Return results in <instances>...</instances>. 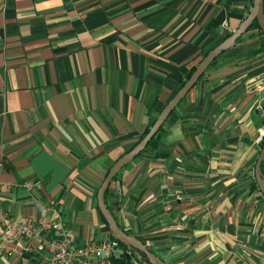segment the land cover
<instances>
[{
    "label": "crops",
    "instance_id": "0c3cea01",
    "mask_svg": "<svg viewBox=\"0 0 264 264\" xmlns=\"http://www.w3.org/2000/svg\"><path fill=\"white\" fill-rule=\"evenodd\" d=\"M252 7L0 0V222L58 217L79 246L110 239L97 204L108 172ZM263 105L264 38L253 30L111 183L118 224L166 264H264V198L253 187ZM59 236L16 243L21 254L0 253V264H47L43 240Z\"/></svg>",
    "mask_w": 264,
    "mask_h": 264
},
{
    "label": "water",
    "instance_id": "95a60500",
    "mask_svg": "<svg viewBox=\"0 0 264 264\" xmlns=\"http://www.w3.org/2000/svg\"><path fill=\"white\" fill-rule=\"evenodd\" d=\"M255 21H258L260 29L264 32V0H253V7L246 18V20L240 25V27L232 33V35L222 41L213 50H211L206 57H204L198 64L195 72L186 82V84L176 93V95L168 102L166 107L157 117L155 123L151 127L148 134L139 142L130 152L122 156L110 169L106 178L104 179L97 195L98 208L109 225L110 231L113 236L122 244L132 247L143 253L148 258L150 264H166L160 257L149 250V248L128 234L116 221L114 215L106 204V192L109 190L111 183L117 174L130 163H132L148 146L150 141L156 136V134L163 127L164 123L170 117V115L176 110V108L185 99L188 93L195 87L198 81L202 78L205 72L210 68L213 62L219 58L224 52L233 48L239 38L244 36L252 27ZM264 164V147L259 154V158L256 163V182L261 194L264 197V179L262 177V166Z\"/></svg>",
    "mask_w": 264,
    "mask_h": 264
},
{
    "label": "built area",
    "instance_id": "2783aa9c",
    "mask_svg": "<svg viewBox=\"0 0 264 264\" xmlns=\"http://www.w3.org/2000/svg\"><path fill=\"white\" fill-rule=\"evenodd\" d=\"M223 26L227 27L228 24L225 22ZM259 141H264V128L260 131ZM31 187V184L24 185L26 190ZM46 232H56L60 235L59 238L43 240L44 249L49 253L47 264H112L110 259L118 252L116 241L111 239L100 244L79 246L72 240L71 231L58 217L49 220H15L13 217L4 216L0 222V253L9 254L16 251L21 254L16 243L42 237Z\"/></svg>",
    "mask_w": 264,
    "mask_h": 264
},
{
    "label": "trees",
    "instance_id": "16d2710c",
    "mask_svg": "<svg viewBox=\"0 0 264 264\" xmlns=\"http://www.w3.org/2000/svg\"><path fill=\"white\" fill-rule=\"evenodd\" d=\"M253 30H255V31H257L258 32V34L261 36V37H263L264 38V32L260 29V27H259V24H258V21H255L254 22V24L252 25V27L249 29V31H253ZM248 31V32H249ZM232 34L231 33H229V34H227L223 39H222V41H224L225 39H227V38H229L230 36H231ZM242 39V37L241 38H239V40L238 41H240ZM221 41V42H222ZM220 42V43H221ZM209 53V52H208ZM208 53L205 55V57L208 55ZM218 59V58H217ZM216 59V60H217ZM216 60L213 62V64L216 62ZM212 66V65H211ZM196 68H197V66H195V67H193L192 69H191V71H190V74L185 78V79H183L181 82H180V84H179V86H178V89H177V91H176V93L186 84V82L189 80V78L192 76V74L195 72V70H196ZM203 77V76H202ZM176 93L172 96V98L176 95ZM171 98V99H172ZM263 111H264V105H263ZM157 117L158 116H156L155 118H153L152 119V121H151V123H150V125L148 126V128L146 129V131H145V133L142 135V137H141V139H140V141L139 142H141L142 141V139L148 134V132L150 131V129H151V127L153 126V124L155 123V121H156V119H157ZM162 129H163V127L160 129V131L156 134V136L150 141V143L148 144V146H147V148L142 152V153H144L147 149H149L150 147H153L154 145H156L157 144V142H158V137H159V135H160V133H161V131H162ZM138 142V143H139ZM137 143V144H138ZM136 144V145H137ZM135 145V146H136ZM134 146V147H135ZM133 147V148H134ZM263 147H264V141H262V143H261V148L263 149ZM132 148V149H133ZM131 149V150H132ZM130 150V151H131ZM129 151V152H130ZM141 153V154H142ZM140 154V155H141ZM139 155V156H140ZM138 156V157H139ZM137 157V158H138ZM124 169V168H123ZM122 169V170H123ZM122 170L117 174V176L114 178V180H116V179H118L119 178V176H120V174H121V172H122ZM262 177H263V179H264V164H263V166H262ZM253 187H254V189H256L257 190V192L258 193H260V196L262 197V198H264L263 197V195L261 194V192H260V190H259V187H258V185H257V182H255V184L253 185ZM108 194H109V190L106 192V204H107V206H108V208L110 209V207H109V205H108V202H107V197H108ZM113 214V213H112ZM103 217V216H102ZM103 219H104V221L106 222V220H105V218L103 217ZM106 224H107V222H106ZM107 226L109 227V225L107 224ZM110 239L111 240H113V241H116V243H117V250H118V252H116V253H114V255L111 257V263L112 264H150V262H149V260H148V258L146 257V255H144L143 253H138V251L136 250V249H134V248H132V247H129V246H127V245H125V244H122V243H120L114 236H113V234L112 233H110ZM147 246V245H146ZM148 247V246H147ZM149 248V250L150 251H152V249H150V247H148ZM153 252V251H152ZM154 253V252H153ZM139 256L141 257V259H139Z\"/></svg>",
    "mask_w": 264,
    "mask_h": 264
},
{
    "label": "rangeland",
    "instance_id": "374dc122",
    "mask_svg": "<svg viewBox=\"0 0 264 264\" xmlns=\"http://www.w3.org/2000/svg\"><path fill=\"white\" fill-rule=\"evenodd\" d=\"M262 143V142H261ZM261 150H262V148H261ZM261 150H260V152H261ZM114 181V180H113Z\"/></svg>",
    "mask_w": 264,
    "mask_h": 264
}]
</instances>
